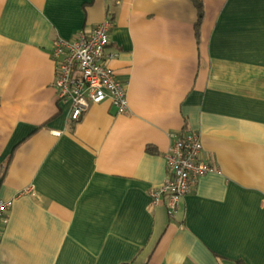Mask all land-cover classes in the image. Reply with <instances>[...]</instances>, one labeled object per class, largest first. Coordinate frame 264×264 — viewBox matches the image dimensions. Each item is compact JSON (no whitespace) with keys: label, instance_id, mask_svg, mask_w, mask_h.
<instances>
[{"label":"crops","instance_id":"crops-1","mask_svg":"<svg viewBox=\"0 0 264 264\" xmlns=\"http://www.w3.org/2000/svg\"><path fill=\"white\" fill-rule=\"evenodd\" d=\"M197 2L203 5L199 24ZM107 18L127 90L80 122L58 101L52 49ZM201 135L175 218L171 135ZM0 264H264V0H0Z\"/></svg>","mask_w":264,"mask_h":264},{"label":"built area","instance_id":"built-area-1","mask_svg":"<svg viewBox=\"0 0 264 264\" xmlns=\"http://www.w3.org/2000/svg\"><path fill=\"white\" fill-rule=\"evenodd\" d=\"M113 22L107 18L90 31L82 30L72 39H57L52 49L58 101L71 105L70 118L80 120L95 105L111 101L117 114L129 109L127 90L107 64V48ZM165 155L168 179L150 191L152 205L164 201L168 216L175 218L183 197L194 189L197 180L219 170L202 156L201 135L195 131L171 135ZM13 201H0V230L9 222Z\"/></svg>","mask_w":264,"mask_h":264},{"label":"trees","instance_id":"trees-1","mask_svg":"<svg viewBox=\"0 0 264 264\" xmlns=\"http://www.w3.org/2000/svg\"><path fill=\"white\" fill-rule=\"evenodd\" d=\"M197 6H198V9H199V24H200L201 20L203 18L204 11H203L202 3L197 2Z\"/></svg>","mask_w":264,"mask_h":264}]
</instances>
